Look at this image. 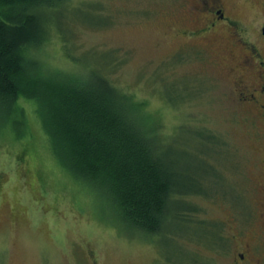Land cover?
Here are the masks:
<instances>
[{
  "label": "rangeland",
  "instance_id": "1",
  "mask_svg": "<svg viewBox=\"0 0 264 264\" xmlns=\"http://www.w3.org/2000/svg\"><path fill=\"white\" fill-rule=\"evenodd\" d=\"M87 1L99 4L96 13L87 6L62 12L63 30L72 32L69 51L108 57L114 82L142 103L147 129L170 139L185 164L199 157L187 144L198 130L217 135V154L207 158L220 183L207 178L203 194L184 197L197 208L189 231H127L107 199L57 161L36 102L18 97L7 122L0 119V264H217L208 235L230 212L256 211L261 195L264 129L255 108L233 92L235 74L243 73L234 62L239 51L222 29L193 32L205 25L193 12L196 0ZM224 1L246 27L245 40L261 44L264 0ZM74 17L79 21H67ZM52 37L36 52L42 68L75 73L81 66L68 56L60 33Z\"/></svg>",
  "mask_w": 264,
  "mask_h": 264
},
{
  "label": "trees",
  "instance_id": "2",
  "mask_svg": "<svg viewBox=\"0 0 264 264\" xmlns=\"http://www.w3.org/2000/svg\"><path fill=\"white\" fill-rule=\"evenodd\" d=\"M79 6L95 12L99 4L0 0V119L7 122L18 97L35 101L57 161L107 199L127 231L163 233L168 226L189 231L190 212L197 208L184 197L203 194L201 182L216 179L207 157L217 154L220 138L198 130L187 144L199 157L185 164V158L172 153L170 139L154 137L145 125L142 103L116 84L106 69L111 60L69 51L72 32H64L62 12ZM56 33L70 59L81 66L75 73L42 68L36 52Z\"/></svg>",
  "mask_w": 264,
  "mask_h": 264
},
{
  "label": "flooded vegetation",
  "instance_id": "3",
  "mask_svg": "<svg viewBox=\"0 0 264 264\" xmlns=\"http://www.w3.org/2000/svg\"><path fill=\"white\" fill-rule=\"evenodd\" d=\"M196 1L193 12L196 11L202 20L205 18V25L196 27L193 32L202 34L222 29L225 36L230 37V44L240 54L233 59L235 66L243 71L235 74L234 95L238 101L255 108L257 119L264 129V21L258 24V36L262 42L258 45L245 40L246 27H242L238 20L231 17L224 0ZM262 137L264 155V131ZM261 166V195L257 199L256 211L250 208L246 210L242 206L239 210L230 212L212 230L211 242L219 259L217 264H264V163ZM215 183H220L217 175ZM224 191L225 194L232 195L230 189Z\"/></svg>",
  "mask_w": 264,
  "mask_h": 264
}]
</instances>
